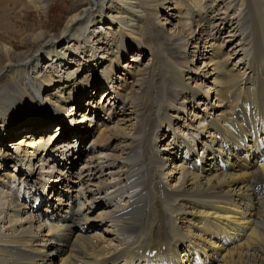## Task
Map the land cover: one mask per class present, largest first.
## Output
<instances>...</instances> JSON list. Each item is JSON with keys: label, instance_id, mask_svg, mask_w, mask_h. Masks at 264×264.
I'll list each match as a JSON object with an SVG mask.
<instances>
[{"label": "bare ground", "instance_id": "obj_1", "mask_svg": "<svg viewBox=\"0 0 264 264\" xmlns=\"http://www.w3.org/2000/svg\"><path fill=\"white\" fill-rule=\"evenodd\" d=\"M52 5L0 0V264H264V0Z\"/></svg>", "mask_w": 264, "mask_h": 264}, {"label": "rangeland", "instance_id": "obj_2", "mask_svg": "<svg viewBox=\"0 0 264 264\" xmlns=\"http://www.w3.org/2000/svg\"><path fill=\"white\" fill-rule=\"evenodd\" d=\"M71 1H75V0H50V2H52L53 3V5L51 6L52 7V10L50 11V14L48 13V11H46L45 12V14L43 15H41L40 17L39 16H37V18H38V21L39 22H41V23H43L44 24V26H45V24L47 25V26H51V28H56L57 29V27L59 28V26H57L58 24H57V21L59 20V19H61L62 17V15H64L65 13H66V11H67V9L69 8V6L71 5ZM167 6H169V5H165L164 7H163V11L161 10V13H160V16H161V21H162V23L164 24V23H166L165 22V20H163V19H166L170 14H172L170 11H169V9H171V8H168L167 9ZM49 14V15H48ZM35 16H32L31 18H29V19H27V22L28 23H30L31 22V24H33L34 23V19H36V18H34ZM41 18V19H40ZM58 19V20H57ZM37 20V19H36ZM47 21V22H45V21ZM43 21V22H42ZM54 25V26H53ZM57 26V27H56ZM166 27H165V29H169V27L167 26V25H165ZM168 31V30H167ZM239 40V37H237L235 40H234V43H236L237 41ZM135 50H131L130 51V53H129V55H127L126 56V61L128 62V60H129V58L132 56V53L133 54H136L137 55V51H135ZM149 55H150V53H145L144 52V54L141 56L140 55V57H142L141 58V61L143 62V63H146L147 62V60H151V58L149 57ZM135 56V55H134ZM124 62V61H123ZM241 69V68H240ZM208 80L204 83V86H203V90H204V93L206 94V93H208V91H209V86L211 85L210 84V78H207ZM106 90V87L104 88L103 87V89H101V90H99L98 92L97 91H95V92H93V94H92V91H90L91 92V94L89 95V100H90V98L91 97H94V100H95V102H99L100 100H101V95H102V93H104V91ZM97 92V93H96ZM21 108H24V107H22L21 106ZM48 108V107H47ZM24 111H26L27 112V114H28V117L29 116H31V115H34L35 113H34V107H33V105L32 106H30L28 109H23ZM46 111H49V109H45ZM17 110H16V106L15 107H13L11 110H10V112L11 113H15ZM53 113V112H52ZM22 119V115H20L19 116V120H21ZM56 126V124H54L53 125V127L50 129V130H48V132H47V135H50V134H52V133H56L57 132V135L58 134H60V133H58V131H59V129H56L55 128V130H54V127ZM15 129H19V130H21V135H18V138L20 139L23 135H25V134H27L28 132H29V130L28 129H26L24 126L23 127H17V128H15ZM17 138V139H18ZM17 139H13L12 141H15V140H17ZM89 139H91V137L90 138H88V140ZM88 144V143H87ZM76 153H77V151H75ZM81 152H83V150L81 151ZM80 152V153H81ZM0 158H2V153H1V155H0ZM84 159H86L85 157H84ZM80 159H78L77 161H79ZM66 161V160H65ZM74 161H76V160H74V159H72L71 161H70V159L68 160V162H69V164H70V166L72 167V169H73V163H74ZM82 163H84V161H82ZM171 166V165H170ZM170 166H168L167 168L169 169L170 168ZM167 169V170H168ZM166 171V170H165ZM44 199H45V197H44ZM42 200H43V198H42ZM43 203H44V201H43ZM43 208H45V206L43 207ZM42 209V208H41Z\"/></svg>", "mask_w": 264, "mask_h": 264}]
</instances>
